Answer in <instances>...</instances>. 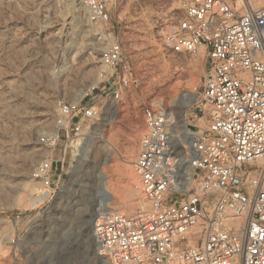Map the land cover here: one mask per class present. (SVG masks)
<instances>
[{"label":"rangeland","instance_id":"rangeland-1","mask_svg":"<svg viewBox=\"0 0 264 264\" xmlns=\"http://www.w3.org/2000/svg\"><path fill=\"white\" fill-rule=\"evenodd\" d=\"M188 1L125 0L114 9L134 77L125 89L111 87L113 71L100 62L110 39L88 18L85 0H0V264H109L96 249L98 218L110 208L126 213L114 202L127 191L134 212L149 206L132 167L143 105L165 99L179 153L190 140L182 128L207 125L204 48L174 57L161 41ZM86 95L97 96L100 113L83 124L80 150H68L60 187L35 201L41 184L34 169L65 144L47 150L40 137L56 129L59 102Z\"/></svg>","mask_w":264,"mask_h":264},{"label":"built area","instance_id":"built-area-1","mask_svg":"<svg viewBox=\"0 0 264 264\" xmlns=\"http://www.w3.org/2000/svg\"><path fill=\"white\" fill-rule=\"evenodd\" d=\"M124 1L85 5L90 21L110 39L100 62L113 71L111 87L126 89L134 81L132 64L119 39L122 27L113 21ZM258 1L189 0L161 35L168 56L204 48L207 125L195 133L182 128L190 140L179 153L171 107L163 97L143 105L145 129L132 167L149 206L98 218L97 249L109 264H264V5ZM96 98L58 103L56 129L40 142L47 150L65 144L59 157L48 154L34 169L41 184L35 201L60 187L71 140L100 113Z\"/></svg>","mask_w":264,"mask_h":264},{"label":"bare ground","instance_id":"bare-ground-1","mask_svg":"<svg viewBox=\"0 0 264 264\" xmlns=\"http://www.w3.org/2000/svg\"><path fill=\"white\" fill-rule=\"evenodd\" d=\"M257 5H264V0H259L257 2ZM83 9V8H82ZM81 12V11H80ZM81 18V17H80ZM201 48V47H200ZM199 48V49H200ZM199 49L197 51V53L199 52ZM192 79V78H191ZM194 79V78H193ZM172 93V92H171ZM175 93V92H174ZM192 93L193 92H186V93H183L181 96L184 97V96H189V98L192 96ZM175 95V94H174ZM173 95V96H174ZM96 107V106H95ZM188 125V124H187ZM188 126H186L184 129H186ZM191 128V127H189ZM197 130L194 129L193 132L195 133ZM137 133V132H136ZM83 145V137L82 136H76L74 137L72 140H71V143H70V146L71 148L73 149V152H76L77 150H80V148L82 147ZM135 146V145H134ZM135 152V149L134 147H130L128 150H127V154H128V159H130L133 154ZM77 155V154H76ZM130 161V160H129ZM128 167V166H127ZM127 169V168H126ZM131 169V168H130ZM129 170V169H128ZM131 173V172H130ZM128 174V173H127ZM129 175V174H128ZM127 175V176H128ZM130 178V177H129ZM130 182V181H129ZM127 189V188H126ZM114 205L117 206L118 208L122 209L124 212H134L136 211L137 207L135 206V204L133 203L132 200L129 199V193L128 191L125 192L120 198H119V201L118 202H114ZM110 209H113L115 210L114 208H110ZM135 213V212H134ZM96 249H97V243H96ZM98 250V249H97Z\"/></svg>","mask_w":264,"mask_h":264},{"label":"water","instance_id":"water-1","mask_svg":"<svg viewBox=\"0 0 264 264\" xmlns=\"http://www.w3.org/2000/svg\"><path fill=\"white\" fill-rule=\"evenodd\" d=\"M192 129H195L194 127H191Z\"/></svg>","mask_w":264,"mask_h":264}]
</instances>
